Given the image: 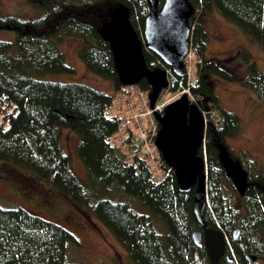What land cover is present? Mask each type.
I'll return each instance as SVG.
<instances>
[{
    "label": "trees",
    "instance_id": "1",
    "mask_svg": "<svg viewBox=\"0 0 264 264\" xmlns=\"http://www.w3.org/2000/svg\"><path fill=\"white\" fill-rule=\"evenodd\" d=\"M25 1L40 14L30 19L0 15V33L16 35L15 41L0 39V162L49 183L97 220L133 264H209L203 242L192 237L194 231H202L193 213V193L178 191L174 172L157 181L146 161L125 162L113 142L118 126L109 107L121 84L102 30L108 26L110 11L124 4L140 36L137 25L143 31L146 0H110L112 5ZM189 1L195 9L191 43L201 57L196 85L190 90L223 119V126H216L208 115L205 145L199 152L207 164L209 207L204 218L228 240L221 264H252L248 255L264 259V168L241 155L249 184L238 208L229 195L227 185L233 186L220 164L219 148L242 134L241 120L222 109L211 79L237 83L264 104V73L244 48L227 59L207 58L208 35L201 20L217 14L264 51V0ZM67 38L82 43L80 60L89 73L110 81L114 93L80 82L44 80L47 75L76 74L59 49ZM144 57L149 69L158 67L155 55L144 50ZM241 68L244 77L235 73ZM180 85L186 87V79L172 80L170 91L179 92ZM138 87L150 90L146 80ZM63 130L79 135L78 156L89 184L77 177L61 147ZM158 224L165 226L164 233ZM70 251L82 254L81 243L68 230L24 209L0 207V264H83L69 260Z\"/></svg>",
    "mask_w": 264,
    "mask_h": 264
},
{
    "label": "rangeland",
    "instance_id": "2",
    "mask_svg": "<svg viewBox=\"0 0 264 264\" xmlns=\"http://www.w3.org/2000/svg\"><path fill=\"white\" fill-rule=\"evenodd\" d=\"M74 1L75 4H110V0ZM39 14L40 11L32 8L25 0H0V15L2 16L17 15L30 19ZM201 22L208 35L207 58L227 59L236 56L239 50L244 48L249 52L251 60L257 64L258 69L264 73V51L258 45L248 41L233 25L225 22L217 14L203 16ZM137 27L142 38L143 31L139 23ZM15 38V33H0L2 40L15 41ZM81 46L80 41L71 38L65 39L59 45L67 64L75 70V75H47L44 80L60 83L80 82L100 92L114 93L110 81L100 79L88 72L79 58ZM191 46L190 39L191 53L187 59V62L189 61L187 65L192 71L191 79L196 82L201 57L197 51H192L195 48ZM235 73L240 77L246 75L244 68L235 70ZM211 84L216 90L222 109L236 114L241 120L242 134L236 138H228L225 143L230 157L239 162L244 153L264 168V104L252 92L243 89L237 83L212 78ZM178 93L163 92L162 99L170 100L172 103L181 97ZM204 104L207 106L205 100ZM113 142L118 147L115 137ZM78 143L79 135L76 131L63 130L61 147L69 156L72 169L77 177L89 184L88 172L78 156ZM227 188L229 195H233L235 205L242 208V196L230 184ZM0 207L24 209L72 233L81 243L82 254L70 251L69 260L71 261H81L83 264H133L122 247L97 220L73 206L49 183L28 171L4 162H0ZM146 212H148L147 209ZM158 228L161 233L165 232L163 224H158ZM252 264H264V259H259Z\"/></svg>",
    "mask_w": 264,
    "mask_h": 264
},
{
    "label": "water",
    "instance_id": "3",
    "mask_svg": "<svg viewBox=\"0 0 264 264\" xmlns=\"http://www.w3.org/2000/svg\"><path fill=\"white\" fill-rule=\"evenodd\" d=\"M147 17L143 37L136 33L130 21V10L119 4L110 11V21L102 30L109 42L114 68L121 86L138 85L146 80L150 86V106L153 109L169 82L161 68L149 69L144 50L155 55L173 74L185 75L184 59L190 51V19L195 9L189 0H146ZM159 125L155 145L163 161L174 171L178 191L193 193V213L202 231L193 232V240L203 242L209 264H221L228 240L219 229L209 227L205 212L209 207L207 164L199 152L205 145L206 122L199 108L191 104L187 95L167 105L163 113H155ZM219 161L227 178L240 196L248 187V174L234 161L226 147L219 148ZM238 231L235 232L237 236ZM251 263L257 257L248 255Z\"/></svg>",
    "mask_w": 264,
    "mask_h": 264
},
{
    "label": "built area",
    "instance_id": "4",
    "mask_svg": "<svg viewBox=\"0 0 264 264\" xmlns=\"http://www.w3.org/2000/svg\"><path fill=\"white\" fill-rule=\"evenodd\" d=\"M192 47V46H191ZM195 51V49H192ZM184 59L185 75L181 79H186V87L180 85L181 90L178 95H187L191 104L196 105L202 112L206 125H208V115H210L216 126L222 127L223 119L220 113L204 104L202 96H194L190 88L196 85L191 79L192 71L188 67L187 59ZM158 67L163 69L167 74L169 86L163 92H170L171 81L176 82V77L172 70L167 67L161 60L157 61ZM150 90H142L138 85L121 86L114 94L109 107V116L115 120L118 131L115 140L118 143L119 151L125 158V162L133 163L138 160H144L148 164L152 175L157 181H164L172 172H174L162 159L160 152L157 150L155 141L159 131V125L155 118V113H163L164 108L170 104V100L164 101L162 93L152 109L150 106ZM177 95V96H178Z\"/></svg>",
    "mask_w": 264,
    "mask_h": 264
}]
</instances>
